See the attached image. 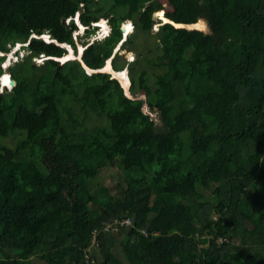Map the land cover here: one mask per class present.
<instances>
[{
  "label": "trees",
  "instance_id": "trees-1",
  "mask_svg": "<svg viewBox=\"0 0 264 264\" xmlns=\"http://www.w3.org/2000/svg\"><path fill=\"white\" fill-rule=\"evenodd\" d=\"M99 1L0 0V52L26 51L0 93V264H123L118 252L129 264H264V0H166V14L161 0H109L102 13ZM78 13L87 35L112 21L84 43L92 68L125 21L155 34L157 57L123 60L136 48L127 36L112 61L146 99L79 59L46 60L64 43L77 51ZM106 167L122 171L115 192L98 179Z\"/></svg>",
  "mask_w": 264,
  "mask_h": 264
},
{
  "label": "rangeland",
  "instance_id": "rangeland-1",
  "mask_svg": "<svg viewBox=\"0 0 264 264\" xmlns=\"http://www.w3.org/2000/svg\"><path fill=\"white\" fill-rule=\"evenodd\" d=\"M161 1L163 2L162 8L165 10V13H167L168 11H170L171 8L169 6V3L166 0H161ZM109 3H111V1H109V0H107V2H105V1H99L98 4L96 5V7L97 6H102L103 7V9L101 11V13H102V12L106 11L111 6V4H109ZM111 18L112 17L110 16L108 19L111 20ZM203 20L204 21H202V20L199 21L200 24H199V22H197L196 26H200L201 24L203 25V27H201V28H206V26H208V28H206L203 31L208 32V33L211 32L210 27H209V23L205 19H203ZM68 21L69 20H67L66 22L68 23ZM103 23H105V24H103ZM100 24H101V26L100 27L98 26V29H97L94 26L95 23H92V26H93L92 28L95 27L94 30H95L96 33L95 34L93 33L91 35H87L85 33L84 25L81 24L80 26H78V27H80V29L79 30H76L77 33H76V31L74 33V36L75 37L77 36L76 37V40H77V43H78L77 44V49L78 50H79V48L80 49L82 48V46H80V45H84V43H86V42H91V41H93L96 38H100V37L102 38V37L106 36L107 32L109 31L110 25H112V21H110V23H109L110 25L108 24V22L106 20L101 21ZM159 24L160 23H158V24H156L154 26V29L155 30L158 29V25ZM122 26H123V24H121V27ZM124 31H125V35L126 36H132L133 37V39L135 40L134 45L136 46V48L134 47L135 49H133V51H129L128 49L121 50L120 53L122 55V59L123 60L126 59L127 61H131L132 62V60L134 58L135 61L136 60H140V62H142L141 59L144 58V56H147L148 58H155V57H157V55H159L161 53V51L157 48V38H156L155 34H152V33L151 34H147V33H143V32H138L137 33V29L134 26L133 21H132V23L130 22V23L124 25ZM46 35L47 36H50L49 34H46ZM49 39L51 40V36H50ZM69 48H70V46H69ZM150 48L154 49V51L153 52L150 51L151 50ZM15 49H16V46L13 47V49L11 50V53L12 54H9V55L6 54L5 59H7V60L9 59V60L7 61L6 65H5V67L7 69V70L5 69V71H8L9 72L8 67L10 66V64H13L17 59L20 60L22 58V55L25 54L24 50H18L20 54H19V56H16L17 53L14 52ZM139 52H141V56H139ZM75 53H76V49H75ZM2 54H4V53H2ZM70 54L73 55L71 53V48H70ZM123 60H121V61H123ZM36 62L37 63H41L42 60H39L38 61L36 59ZM8 64H9V66H8ZM142 65L147 67V63L146 62H144ZM3 67H4V65H3ZM148 69H149V71H151V70H155L156 68H153V67L148 66ZM10 80H11V78L8 75V73H5L3 75V77H1L2 83L3 84H8L7 89H9V90L11 89L10 88L11 87L10 86L11 85L10 84ZM129 84H130V81L128 82V84H125V85L128 86ZM135 96L138 97V98H144V99H146V95H144L141 91L138 92ZM144 110L146 112L150 113L152 115V117L160 125L161 122H160V119H159V113H158V111L156 109L151 108L145 102L144 103ZM7 141L11 145L14 144V141L12 139H8ZM23 157L25 159H33V156H32V154L30 152H27L26 154H24ZM98 179L103 184H105L108 187H110V189L112 190V192H115L116 189H117L116 185L122 179V171L120 169H118L117 167H106V168H104L102 170V172L100 174V177ZM119 254H121V256L123 257L124 263L128 264V261H127L126 257L124 258V256H123L122 253H119ZM100 260H101L100 262H102L104 259L100 258ZM33 261H34V263L47 264L45 261L39 259L38 257H33Z\"/></svg>",
  "mask_w": 264,
  "mask_h": 264
},
{
  "label": "water",
  "instance_id": "water-1",
  "mask_svg": "<svg viewBox=\"0 0 264 264\" xmlns=\"http://www.w3.org/2000/svg\"><path fill=\"white\" fill-rule=\"evenodd\" d=\"M160 11V10H159ZM159 11H156L155 13H154V17L156 18V19H158V20H162L163 22H170V23H172L175 27H183V28H188V29H201V30H205L206 28H208V26L206 27V28H201L200 26H196V24H197V22L199 21V20H202L203 21V18H201V19H199L197 22H193V23H182V22H176L175 20H173V19H171V18H169L168 16H166L168 19L165 21V20H163V18L159 15ZM166 14V13H165ZM77 20H78V22H79V24L80 23H82L81 21H80V18H79V13H78V16H77ZM206 20V19H205ZM207 21V20H206ZM208 22V21H207ZM124 24V23H123ZM96 26V25H95ZM124 26V25H123ZM122 26V30L124 31V27ZM127 38V37H126ZM125 38V36L123 35V40L118 44V46L116 47V49L114 50V53H113V55L110 57V58H108L107 59V61H106V63H105V65L103 66V67H100V68H92V67H90V66H88L85 62H84V60H83V58H82V55H80V56H78V54H79V50L77 49V51H76V53H75V51H74V54H73V56L71 55V56H69V53H70V50H69V46L70 47H72V45H70V44H68V43H64V45L66 46V48H67V53L63 56V57H48V58H46V60H48V61H50V59H55V60H59L61 63H63V62H65L66 60H68V59H79V60H81V62H82V64H83V66L86 68V70L89 72V73H93V72H108V73H111V75L112 76H114V77H117V78H119V76H118V74H117V72H119V71H117V70H115L114 69V67H113V65H112V61H113V58H114V56H115V54L117 53V52H119V50H120V48H121V45H122V43H123V41L126 39ZM85 48V45H83V49ZM72 49L74 50V48L72 47ZM108 62H110L111 64V68L109 67V68H107V63ZM125 69H127V68H125ZM127 73H128V69H127ZM130 78V77H129ZM120 79V78H119ZM15 80L11 77V80H10V84H11V86H14L15 85ZM130 83H131V79H130ZM125 86V85H124ZM7 88V86H4V89H6ZM126 88V87H125ZM125 92H126V94L128 95V96H130V97H133V98H138V97H136V96H134L133 94H132V92H131V90L129 89V88H126L125 89ZM141 92L144 94V95H146L147 93H146V90L145 89H142L141 90ZM0 93H2V91H0Z\"/></svg>",
  "mask_w": 264,
  "mask_h": 264
},
{
  "label": "bare ground",
  "instance_id": "bare-ground-1",
  "mask_svg": "<svg viewBox=\"0 0 264 264\" xmlns=\"http://www.w3.org/2000/svg\"><path fill=\"white\" fill-rule=\"evenodd\" d=\"M159 15L163 18V20H167L168 18L167 17H165L164 16V12L163 11H159ZM104 21V20H103ZM126 22V21H125ZM131 23H132V21H130ZM103 24H105V23H103ZM95 25H98L99 27L101 26V24H100V22H97V23H95ZM124 27V26H123ZM77 33V32H76ZM80 46H82V48L80 49L79 48V54H78V56H80V55H82V53H83V45H80ZM71 48V53L72 54H74L73 52L75 51V49L74 50H72V47H70ZM70 48H69V50H70ZM74 48V47H73ZM73 51V52H72ZM0 54H1V52H0ZM69 56H71V54L69 53ZM73 56V55H72ZM134 59V58H133ZM9 60V59H8ZM7 60V61H8ZM7 61L4 63V66L6 65V63H7ZM111 63L110 62H108L107 63V68H111V65H110ZM117 74H118V76L120 77V79L122 80V82H123V84L125 83V84H128V82L130 81V79H129V74L127 73V69H124V70H121V71H119V72H117ZM124 84V85H125ZM3 85L4 86H7L8 84H3L2 83V81H1V90L3 89ZM125 87L126 88H128V86H126L125 85Z\"/></svg>",
  "mask_w": 264,
  "mask_h": 264
},
{
  "label": "clouds",
  "instance_id": "clouds-1",
  "mask_svg": "<svg viewBox=\"0 0 264 264\" xmlns=\"http://www.w3.org/2000/svg\"><path fill=\"white\" fill-rule=\"evenodd\" d=\"M77 16H78V14H77ZM77 16L75 17V20H76V22L78 23V25H79V26H80L81 24L84 25L83 23H80V24H79V22H78V20H77ZM124 24H125V22H124ZM124 24H123V25H124ZM109 25H110V24H109ZM110 27H111V28H109V31L107 32L106 35H108V34L112 31V25H110ZM85 28H86V26L84 25V29H85ZM96 28H97V27H96ZM122 31H123V30H122ZM78 35H79V34H78ZM123 35L125 36V38L127 37V36L125 35V31H123ZM43 37H44L46 40L50 41V39H49L50 36H47L46 34H44ZM104 37H105V36H104ZM100 38H101V37H100ZM102 38H103V37H102ZM51 40H52V39H51ZM122 40H123V39H122ZM20 47H21V44L19 43V44L16 46V49H15L14 52L17 53V51H18V49H19ZM83 50H84V49H83ZM24 52L26 53V51H24ZM2 53H4V52H1L0 57L3 56V55L6 57V54H7V55L12 54L11 51L8 52V53H6V54H5V53L2 54ZM16 56H19V54H18V55L16 54ZM37 60L39 61V60H41V59H37ZM6 61H7V59H4V60H3V62H2V67H3V65H4V63H5ZM3 68L5 69V67H3ZM5 72H6V71H5ZM5 72L1 75V77H3V75L5 74ZM128 74H129V73H128ZM8 75L11 77V74H10L9 72H8ZM1 77H0V79H1ZM129 77H130V76H129ZM118 79H119V78H118ZM119 80H120L121 84L123 85L124 89H126L125 86H124V84H123V82H122V80H121V79H119ZM7 86H8V85H7ZM10 86H11V85H10ZM130 86H131V83L128 85V88H129V89H130ZM11 87H12V86H11ZM11 87H10V88H11ZM3 90H4V85H3V89L0 90V91H3Z\"/></svg>",
  "mask_w": 264,
  "mask_h": 264
},
{
  "label": "built area",
  "instance_id": "built-area-1",
  "mask_svg": "<svg viewBox=\"0 0 264 264\" xmlns=\"http://www.w3.org/2000/svg\"><path fill=\"white\" fill-rule=\"evenodd\" d=\"M131 223H132V219H131V217H125V218H123V219H118V220H116V224H108V225L106 226V228H109L110 226H115L114 229H117V230H118L120 226H123V227L130 226ZM96 232H97V231L94 232V238H93L94 243H93V246H97V244H96V238H95V236H96ZM93 246H92V247H93ZM87 256L89 257V254H88ZM90 260H91V259H90ZM90 264H95L94 259H92V260L90 261Z\"/></svg>",
  "mask_w": 264,
  "mask_h": 264
},
{
  "label": "crops",
  "instance_id": "crops-1",
  "mask_svg": "<svg viewBox=\"0 0 264 264\" xmlns=\"http://www.w3.org/2000/svg\"><path fill=\"white\" fill-rule=\"evenodd\" d=\"M92 250H93V252L95 253V255H96V257H97V261H101L100 260V258H102V259H104L103 258V256H102V253H101V251H100V249H99V247L98 246H93L92 247ZM118 254V256L120 257L121 256V254H119V252L117 253ZM124 256V255H123ZM124 258H125V256H124ZM121 259L123 260V264H126V263H124V259H123V257L121 256ZM128 261V260H127ZM103 262V261H102ZM128 264H129V262H128Z\"/></svg>",
  "mask_w": 264,
  "mask_h": 264
},
{
  "label": "snow or ice",
  "instance_id": "snow-or-ice-1",
  "mask_svg": "<svg viewBox=\"0 0 264 264\" xmlns=\"http://www.w3.org/2000/svg\"><path fill=\"white\" fill-rule=\"evenodd\" d=\"M200 27H203V25L201 24Z\"/></svg>",
  "mask_w": 264,
  "mask_h": 264
}]
</instances>
